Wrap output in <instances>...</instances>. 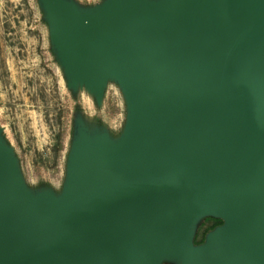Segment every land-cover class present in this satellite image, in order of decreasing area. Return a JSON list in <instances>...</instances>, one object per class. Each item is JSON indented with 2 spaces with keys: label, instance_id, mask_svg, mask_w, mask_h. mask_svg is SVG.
<instances>
[{
  "label": "water",
  "instance_id": "1",
  "mask_svg": "<svg viewBox=\"0 0 264 264\" xmlns=\"http://www.w3.org/2000/svg\"><path fill=\"white\" fill-rule=\"evenodd\" d=\"M46 1L74 75L118 77L135 120L115 155L79 137L63 205L35 204L0 145V264H264V10L119 0L86 28ZM204 216L222 225L194 245Z\"/></svg>",
  "mask_w": 264,
  "mask_h": 264
},
{
  "label": "rangeland",
  "instance_id": "2",
  "mask_svg": "<svg viewBox=\"0 0 264 264\" xmlns=\"http://www.w3.org/2000/svg\"><path fill=\"white\" fill-rule=\"evenodd\" d=\"M136 1L155 16H168L177 0ZM254 1L264 10V0ZM53 2L0 0V145L35 204L50 200L63 205L79 137L89 149L103 145L115 155L126 149L135 119L118 77L109 74L99 86L91 87L74 75L57 39ZM55 2L86 28L120 3ZM212 219L204 216L197 221L192 229L194 245L204 244ZM160 264L182 263L165 257Z\"/></svg>",
  "mask_w": 264,
  "mask_h": 264
},
{
  "label": "trees",
  "instance_id": "3",
  "mask_svg": "<svg viewBox=\"0 0 264 264\" xmlns=\"http://www.w3.org/2000/svg\"><path fill=\"white\" fill-rule=\"evenodd\" d=\"M212 220H213V224L211 225V227H209V230H213L216 227L222 225V221L220 219H212ZM205 233H206V230H205V232H203V234L201 236L202 239L199 241V243L203 241Z\"/></svg>",
  "mask_w": 264,
  "mask_h": 264
},
{
  "label": "flooded vegetation",
  "instance_id": "4",
  "mask_svg": "<svg viewBox=\"0 0 264 264\" xmlns=\"http://www.w3.org/2000/svg\"><path fill=\"white\" fill-rule=\"evenodd\" d=\"M212 231V230H211Z\"/></svg>",
  "mask_w": 264,
  "mask_h": 264
}]
</instances>
